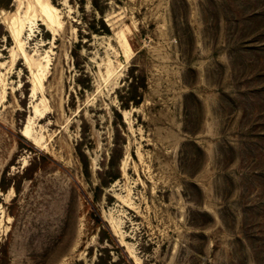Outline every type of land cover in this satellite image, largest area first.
I'll return each mask as SVG.
<instances>
[{
    "label": "rangeland",
    "instance_id": "1",
    "mask_svg": "<svg viewBox=\"0 0 264 264\" xmlns=\"http://www.w3.org/2000/svg\"><path fill=\"white\" fill-rule=\"evenodd\" d=\"M50 3L0 5V263L264 264V0Z\"/></svg>",
    "mask_w": 264,
    "mask_h": 264
},
{
    "label": "trees",
    "instance_id": "2",
    "mask_svg": "<svg viewBox=\"0 0 264 264\" xmlns=\"http://www.w3.org/2000/svg\"><path fill=\"white\" fill-rule=\"evenodd\" d=\"M12 0H0V5L2 6H7ZM94 5L97 7L98 5V0H94ZM100 12H102V8H100ZM101 31L106 32V33H110V28L108 26V24L101 19ZM100 32V31H97ZM137 67L136 64H134L129 72V76L130 78H132V81L129 85V87H127L128 90L123 91L122 89L119 90V99L122 102V108H126L128 109L130 107V103L133 102L135 105H139L142 102L143 99V93L141 90L145 89L147 87V76L145 73H137L135 70V68ZM119 116H121V113H118ZM82 158H84V160H87V157L84 153H82ZM115 159L116 156L114 155L112 157V162L111 165L112 167L114 166L115 163ZM111 173V179H117L119 178L120 174L118 173H114V171H110ZM8 185H6L5 183V179H2L1 181V188L5 191L8 189ZM100 261L102 259V257L100 256ZM3 264V263H0ZM4 264H10L9 261L7 260ZM96 264H105V262H103V259L101 262H98Z\"/></svg>",
    "mask_w": 264,
    "mask_h": 264
},
{
    "label": "bare ground",
    "instance_id": "3",
    "mask_svg": "<svg viewBox=\"0 0 264 264\" xmlns=\"http://www.w3.org/2000/svg\"><path fill=\"white\" fill-rule=\"evenodd\" d=\"M34 3H35L34 8L36 9L35 15L37 17H39L40 19H42L44 21V23L49 27V29L54 28V26L56 24H58L59 21L57 20V17L54 14L55 7L50 3V0H34ZM21 30H23V23L21 24V28L14 30V32L16 33V36H17V38H16L17 40H19L18 38H19ZM120 41H121L122 45L124 46L126 54L128 55L130 53L131 46H130L128 39H127L124 32H120ZM20 47H22V46H20ZM42 77H43V75L41 73V76L38 75V77H37L39 80L34 81L35 83H34V87H33L32 97H34L38 91L42 90ZM38 111H39V109L37 108V113H38ZM40 113H41V111H40ZM41 114H42L41 116L43 117V112ZM26 128H28V127H26ZM28 131L29 130L26 129L22 132V134L24 136L28 137ZM31 140H32V138H31ZM32 141L35 145H37V146L39 145V142H37L36 140H32Z\"/></svg>",
    "mask_w": 264,
    "mask_h": 264
}]
</instances>
